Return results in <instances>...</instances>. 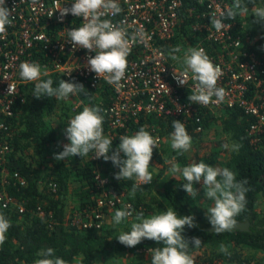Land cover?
<instances>
[{"label": "trees", "instance_id": "obj_1", "mask_svg": "<svg viewBox=\"0 0 264 264\" xmlns=\"http://www.w3.org/2000/svg\"><path fill=\"white\" fill-rule=\"evenodd\" d=\"M232 2L234 3V0ZM256 3L264 5V0H256ZM229 21L234 23L232 31L234 37L249 39L252 42L257 31H245L242 16L238 15ZM189 23V19L186 20L185 17L182 30ZM176 39H174L177 42L176 46H181ZM169 43L170 41L163 42L162 46L168 48ZM249 48L257 54L261 62L260 67L264 69V35H260L259 39L249 44ZM42 79H52L53 87H58L61 79L66 80L63 75L57 73H49ZM72 80L82 83L89 95L79 93L73 96L76 102L69 103L66 99L57 100L47 96L36 98L34 97L35 82H28L24 85L25 100L15 101L12 107L13 115L7 116L8 122L12 124L11 126L9 124L8 134L12 153L5 163L0 164V190L5 191L14 204L3 207L0 203V212L12 222L6 234V242L0 246V264H34L36 259L42 258L37 254L48 247L55 249V255L68 261V264H74L81 255L82 264H95L97 253L112 254L121 251L147 253L149 249L162 246V243L158 245L153 240L145 239L135 247H126L117 239L120 234L109 232L104 225L100 229L83 228L68 219L66 194L71 181H76L78 186H81L78 194L82 208H96L99 199L104 196L103 188L96 179V174H100L101 177L107 178L105 187L108 190L127 192L126 200L134 209L133 215L140 212L146 215L152 209L151 200H147L149 185H141L135 198H132L131 189L135 180H116L114 174L119 169L111 161L106 162L103 158L93 160L91 153L84 158L77 155L64 161L56 160L50 168L45 167L46 152L58 137L50 116L63 104L65 106L63 125L66 128L70 119L82 111L84 106L101 107L104 115V133L112 138L113 151L120 143V136L134 134L141 127L146 126L151 134L155 129V133L170 136L174 130L173 120L184 122L190 136L197 138L201 133L195 131V119L185 120L183 117L141 113L138 119H128L125 127L114 130L115 133H109L112 120L109 109L115 99L113 87L104 83L94 91L81 78L74 77ZM82 100L80 105H75L77 101ZM201 114L205 129L211 123L220 121L224 129L232 134L235 144L239 145V150L232 153L225 165L216 167L232 170L238 181L247 180L246 187L249 188L246 193L247 205L236 219L238 222H249L248 229H235L216 234L207 219L206 210L195 204L193 197L188 196L183 189L182 185L185 181L181 184L173 182L164 184L162 204L164 207L177 210L181 215H195L198 227L185 226L183 233L186 239L199 237L203 242L199 248L190 245V254L203 250L201 255L192 256L194 264H258L250 257L244 256L238 248L248 247L264 251V213L258 210L259 199L264 196V141L260 145L252 142L247 129L253 121V116L239 108L226 109L218 113L203 109ZM207 145L210 143H202L201 147L203 149L206 147L207 151L204 153L199 151L201 154L195 159L189 158L186 164L203 161L214 166V154L211 156L210 147ZM71 163L75 164V169L72 168ZM49 182L58 184L57 192L53 193L48 189ZM200 187L201 184L196 185V188ZM16 204H22L24 211L20 212ZM122 208L121 206L114 209ZM38 209H42L45 215L39 216ZM221 245L227 248V253L221 251Z\"/></svg>", "mask_w": 264, "mask_h": 264}, {"label": "built area", "instance_id": "obj_2", "mask_svg": "<svg viewBox=\"0 0 264 264\" xmlns=\"http://www.w3.org/2000/svg\"><path fill=\"white\" fill-rule=\"evenodd\" d=\"M71 3L72 0H6L7 7L15 8L13 24L0 34V164L12 153L8 138L9 124H12L7 116L13 115L15 101L25 100L24 85L28 82L19 76L21 62H38L49 73L63 75L66 81L79 77L94 91L108 84L87 66L88 57L95 53L83 48L74 50L66 38L67 29L83 23V18L71 14L61 22L58 9L70 7ZM119 5L120 13L105 18L116 24L123 23L130 36L142 30L144 40L131 41L125 78L118 90L111 85L115 99L109 109L112 118L109 133L125 127L128 119H138L141 113L195 119V131L203 133V109L219 112L239 108L253 116L247 129L252 142L260 145L264 141V69L260 67L259 57L250 50L247 40L233 36L234 23L229 19L224 20L225 27L220 31L211 25V15L232 7V0H119ZM185 17L190 23L182 30ZM175 38L181 43V52L177 53L179 61H173L169 55L176 46ZM169 41L168 48L162 46ZM190 47H203L211 60L221 67L223 75L218 86L226 91L222 102L207 106L191 103L188 97L195 84L191 73L186 85H178L173 78L175 69L184 70L183 53ZM11 84L14 90L9 92ZM155 132L153 129L152 135L159 137L160 146L162 136ZM91 158L102 159L94 158L92 153ZM96 179L104 195L98 206L72 216V223L83 228H102L107 207L131 205L123 191L105 187L107 178L96 174ZM48 189L55 193L58 184L49 182ZM112 191L116 195L110 198ZM121 194L124 195L120 197ZM0 203L3 207L14 204L3 190H0ZM16 206L20 212L25 209L22 204ZM37 212L39 216L45 215L42 209Z\"/></svg>", "mask_w": 264, "mask_h": 264}, {"label": "clouds", "instance_id": "obj_3", "mask_svg": "<svg viewBox=\"0 0 264 264\" xmlns=\"http://www.w3.org/2000/svg\"><path fill=\"white\" fill-rule=\"evenodd\" d=\"M14 8L7 7L6 0H0V34H4L7 27L13 24ZM58 10L61 22L69 14L83 18L79 27L67 29L66 38L74 50L83 48L94 52V56L88 57L87 66L98 78L105 79L118 90L128 68L130 43L137 38L143 41V31L139 30L130 36L123 23L116 24L105 18L121 12L119 0H72L70 7L63 6ZM238 15L254 16L255 23L264 24V6H258L256 0H234L233 6L226 11L211 15V25L216 31H220L225 27L224 20L235 19ZM180 52V46L173 47L169 52L170 58L179 61L181 58L177 53ZM182 63L184 70L178 72L174 68L173 78L178 85H186L189 84L188 75L191 73V78L195 81L188 97L191 103L207 106L225 99V89L218 86V80L223 75L222 69L211 60L203 47L188 48L183 53ZM48 75L47 68L38 62L24 61L19 64L20 78L25 82H35L36 98L47 96L62 100L79 93L89 95L85 86L75 80L61 79L58 87H53L52 79H42ZM13 90L14 86L11 84L9 92ZM102 111L99 106L86 105L71 118L64 130L70 143L63 144V151L54 153V159L64 161L77 155L84 158L92 153L96 159L111 161L119 169L114 174L116 180H135L131 189V196L135 198L138 188L150 184L153 179L156 166H152L150 162L154 148L159 147L160 139L154 137L146 126L141 127L134 134L120 136V143L113 151V140L104 133ZM172 128L174 130L170 134V146L178 155H183L191 149L193 139L184 122L173 120ZM233 150L238 151L239 145H233ZM169 172L174 178L176 174L182 175L185 181L182 186L188 196L195 198L199 192L196 185L203 186L205 198L213 201L212 206L206 209V216L216 234L231 232L237 228L239 224L236 217L247 205V180L238 181L232 170L214 167L203 161H193L183 168L173 162ZM133 213L131 205H124L115 212L113 220L120 224L132 217ZM11 224V220L0 212V246L6 242ZM185 226L198 227L194 214L181 215L171 207L148 217L140 212L136 214L130 231L122 232L117 239L126 247H135L145 239L153 240L158 245L162 243V246L149 249L151 264H194L190 245L199 248L203 242L199 237L186 239L183 235ZM221 251L227 253V248L221 245ZM37 255L42 258L36 259L34 264H68V261L56 256L55 249L51 247L42 249Z\"/></svg>", "mask_w": 264, "mask_h": 264}, {"label": "rangeland", "instance_id": "obj_4", "mask_svg": "<svg viewBox=\"0 0 264 264\" xmlns=\"http://www.w3.org/2000/svg\"><path fill=\"white\" fill-rule=\"evenodd\" d=\"M258 6H264L261 3H257ZM252 5H249L251 8ZM242 20L245 26V31H257L255 38L252 42L248 39V44L254 43L257 39H259L260 35H264V24L255 23V17L245 15L242 16ZM66 102H73V95H70ZM76 102V101H75ZM82 101H77V104L80 105ZM62 105V106H61ZM58 107V110L54 112L50 119L54 122L58 137L57 140L51 145V147L46 152V160L47 163L45 167L50 168L53 163H55L56 159H54V153H59L60 150L63 148V144L70 143L65 137L64 133V107L61 104ZM221 111V110H220ZM223 111V110H222ZM218 113V112H217ZM162 141L158 148H155L153 151V158L151 160V165L156 166L155 170L153 171V179L149 185V189L147 192V200H151V207L152 209L145 215V217L151 216L153 214H158L160 212L165 211L168 207L163 206V198H162V191L163 185L168 182H173L174 184H181L184 180L181 174H176L175 178L169 172V168L173 162L179 164L181 168L187 166L186 164L188 159H195L196 156L201 154L199 151L206 152L207 148L201 147L202 143L207 142L210 145L211 156L214 154V167L217 165H225L226 162L231 157L233 150V145H236L235 140L232 137V134L229 131L224 129L223 124L220 121H216L211 123L203 133L197 138L192 137L193 143L192 147L189 151L183 153V155H178L175 150H173L170 146V136L168 135H161ZM214 143V144H213ZM201 147V148H200ZM175 158V160L173 159ZM211 159V158H210ZM72 162L73 159H72ZM191 163V162H190ZM72 168L75 169V164H72ZM151 170V169H150ZM75 178V177H74ZM73 178V180H74ZM71 186L66 194V213L68 219L72 220V216L75 215L78 211H87V208H82L80 202V196L78 192L80 191L81 186H78L76 181H71ZM199 191L195 198H193L194 203L197 204L202 209H207L212 206L213 201L205 198L204 196V189L203 186L197 188ZM117 192V191H116ZM124 194L127 192L123 190ZM124 194H121L120 197ZM116 195L113 191L109 193V197L112 198ZM127 197V194H126ZM124 207L120 205L118 207ZM115 208V207H114ZM112 206L107 207L104 209V226L108 229L109 232L113 234H121L124 231H130L131 224L135 222V216L127 218L126 220L122 221L120 224H116L113 220L114 214L118 209H114ZM94 209V208H90ZM258 210L261 213H264V196H261L258 203ZM134 214V213H133ZM244 256L250 257L253 261L257 262L258 264H264V251L251 249L248 247L238 248ZM199 251V252H198ZM196 253L191 254L193 257L201 255L203 250H198ZM151 253H129L126 251H121L119 253H112V254H105V253H97L96 255V263L95 264H151ZM83 256H79L74 264H82Z\"/></svg>", "mask_w": 264, "mask_h": 264}, {"label": "water", "instance_id": "obj_5", "mask_svg": "<svg viewBox=\"0 0 264 264\" xmlns=\"http://www.w3.org/2000/svg\"><path fill=\"white\" fill-rule=\"evenodd\" d=\"M238 226L236 229H242V230H247L249 226V222H238ZM214 230V229H212Z\"/></svg>", "mask_w": 264, "mask_h": 264}]
</instances>
